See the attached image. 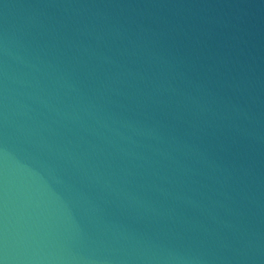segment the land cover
I'll use <instances>...</instances> for the list:
<instances>
[{
	"label": "water",
	"instance_id": "water-1",
	"mask_svg": "<svg viewBox=\"0 0 264 264\" xmlns=\"http://www.w3.org/2000/svg\"><path fill=\"white\" fill-rule=\"evenodd\" d=\"M0 264H264V0H0Z\"/></svg>",
	"mask_w": 264,
	"mask_h": 264
}]
</instances>
